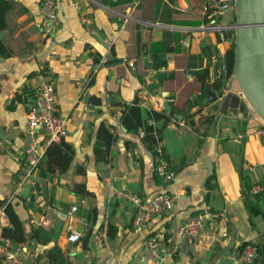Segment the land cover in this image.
I'll use <instances>...</instances> for the list:
<instances>
[{
	"label": "crops",
	"instance_id": "1",
	"mask_svg": "<svg viewBox=\"0 0 264 264\" xmlns=\"http://www.w3.org/2000/svg\"><path fill=\"white\" fill-rule=\"evenodd\" d=\"M42 1L12 0L0 32L11 54L0 55V264H8L1 240L3 229L12 227L9 203L25 229L26 241L13 242L26 249L23 264H61L52 255L55 248L62 251L63 264H228L239 258L244 242L261 244L264 217L257 216L254 227L245 204L248 188L264 185L260 123L249 110L241 114L247 121H222L219 165L211 187L208 180L202 188L207 169L198 165L213 154L221 108L219 100L202 106L197 101L204 79L214 83L224 71L223 58L213 62V49L224 57L231 44L203 31L206 0H56L58 25L49 34L41 25ZM43 80L54 83L58 113L67 119L64 139L75 154L66 173L43 176L41 165L34 189L18 183L27 162L26 102ZM146 93L151 97L143 103ZM136 103L144 121L151 109L170 115L166 123L152 120L161 130L157 145L175 172L168 183L155 178L157 145L140 134L144 127L131 132L122 123L125 105ZM101 127L112 134L110 162H99L94 153ZM78 166L85 172L77 173ZM73 183L85 184L92 194L73 193ZM128 192L144 201L159 192L177 198L173 209L154 215L139 230ZM261 199L264 208V195ZM74 204L79 206L74 225L83 237L69 242L66 212ZM204 210L224 213L218 226L178 238L179 225ZM155 232L163 234L168 250L163 261L145 250ZM99 239H106L102 246ZM221 251L226 252L214 262ZM254 264H264V256Z\"/></svg>",
	"mask_w": 264,
	"mask_h": 264
},
{
	"label": "built area",
	"instance_id": "2",
	"mask_svg": "<svg viewBox=\"0 0 264 264\" xmlns=\"http://www.w3.org/2000/svg\"><path fill=\"white\" fill-rule=\"evenodd\" d=\"M136 3L131 7V10L125 15L128 18L132 14ZM204 14L207 17V23L203 25V31H213L218 33L221 38L229 39L225 36L229 29H235L236 21L233 23H223L222 17L228 11L234 12V0H206ZM41 25L44 33H51L58 25V4L56 0H43L40 6ZM88 18L82 15V22L87 23ZM158 23V22H157ZM156 23V24H157ZM214 50L213 62L219 63L223 58L216 49ZM129 65L135 66V59L128 61ZM223 65L221 64V67ZM109 85L107 84V87ZM151 95L146 93L143 97V103ZM27 106V135L28 141L24 149L26 157V166L19 186L29 183L34 189L37 188L36 171L41 163L46 158L48 148L62 141L68 134L67 119L58 113V101L54 83L51 80H43L36 90L34 97L28 99ZM159 107H163V102H158ZM157 138L159 133L153 132ZM141 135H145V131H141ZM256 135L261 138L264 144V126L259 125L256 130ZM156 162L159 177L166 183L170 182L175 172L171 168L164 150L161 145L156 146ZM250 192L254 195L264 192V185L254 184L250 188ZM125 196L132 201L135 206L133 214V225L141 230L151 220V218L161 212L173 209L177 196L168 192L156 193L149 200H142L137 194L128 192ZM5 207V206H2ZM79 210L77 204L72 205L66 212L69 225L67 228L69 242H78L83 237V232L75 227L74 219ZM1 213V209H0ZM221 211L204 210L192 215L187 221L181 223L176 231L178 238L196 236L206 225L217 227L222 216ZM163 234L155 232L148 237L145 244V250L149 257L159 261L166 259L168 250L163 242ZM106 239H99L98 244L102 246ZM1 245L5 254V261L8 264H23V256L26 249L23 244L15 245L8 237H3ZM259 258L258 244L246 242L240 250L239 258L228 264H254ZM108 264V263H106Z\"/></svg>",
	"mask_w": 264,
	"mask_h": 264
},
{
	"label": "trees",
	"instance_id": "3",
	"mask_svg": "<svg viewBox=\"0 0 264 264\" xmlns=\"http://www.w3.org/2000/svg\"><path fill=\"white\" fill-rule=\"evenodd\" d=\"M12 7V0H0V32L7 27V14L12 9ZM234 21H236L235 17ZM225 36L231 39V44L223 57V63L226 68H224L222 75L218 79H216L214 83H210L209 81H207L206 78L204 79L202 95L197 101V104H199L200 106H202V102L206 98L208 90H210L211 88H214L218 91L223 89L224 84L226 82L225 80L228 79L232 72L235 61V29H229L228 32H226ZM0 55L5 57L11 55L9 49L7 48L1 37ZM208 71L209 68L205 69L203 73L208 75ZM152 120H154V122L163 120L164 123H166L170 120V115L151 109L148 111L147 121H144L141 109L139 105H137V103L135 105H125L124 113L122 116V123L124 124V126H126L127 129L131 132H139L140 129L144 127V130L146 131V139L150 141L151 144L157 145L159 140L153 132L157 131L158 133H161V130L158 129L155 124L152 123ZM111 135L112 134L107 129L103 127L100 128L98 133V137L100 138V140L96 143L94 148L96 159L99 162L111 161V144L113 142V138ZM74 154L75 149L73 145H71L65 139L58 143L52 144L47 150L46 158L41 163V174L45 176L47 174L56 173L57 171H59L60 174L66 173L73 163ZM166 158L169 160V156H166ZM76 172L84 173L85 168L82 166H78ZM155 178L158 182L161 181V178L159 177L157 171V162L155 163ZM210 180L208 181V187H211ZM251 187H249L248 191L246 192L245 204L249 213L251 224L255 227V218L259 215H262L264 217V208L261 205V198L264 195V192L254 195L250 192ZM71 191L75 194H80L84 196L92 194L85 184L73 183L71 185ZM206 197L208 198L209 195H207ZM6 212L10 216L12 227L4 228L2 231V235L4 237L10 238L14 243L25 242V229L23 227L21 218L19 217L18 213L14 210V207L11 203L6 204ZM39 233L40 231L36 232L34 234V237L37 236ZM245 244L246 242L241 245V248H243ZM258 247L259 257L264 256V234L263 242L261 244H258ZM52 255L58 258L61 261V264H63L64 256L60 249L55 248L54 250H52Z\"/></svg>",
	"mask_w": 264,
	"mask_h": 264
},
{
	"label": "water",
	"instance_id": "4",
	"mask_svg": "<svg viewBox=\"0 0 264 264\" xmlns=\"http://www.w3.org/2000/svg\"><path fill=\"white\" fill-rule=\"evenodd\" d=\"M235 61L224 88L208 90L203 103L217 102L221 108L213 154L203 157L198 166L207 169L202 188L216 175L219 165L218 139L224 119L248 120L249 110L264 126V0H234ZM226 68V66H224ZM245 153V145L242 154ZM25 157V155H23ZM226 251H221L214 262Z\"/></svg>",
	"mask_w": 264,
	"mask_h": 264
},
{
	"label": "rangeland",
	"instance_id": "5",
	"mask_svg": "<svg viewBox=\"0 0 264 264\" xmlns=\"http://www.w3.org/2000/svg\"><path fill=\"white\" fill-rule=\"evenodd\" d=\"M234 17H235V13L233 12V11H228V12H226L225 13V19L227 20V21H225L226 23H229L230 21V23H233V19H234ZM229 40L231 41V39L229 38ZM252 115V114H251ZM253 116V115H252ZM254 117V116H253ZM259 140H260V142L262 141L261 140V138H259Z\"/></svg>",
	"mask_w": 264,
	"mask_h": 264
}]
</instances>
